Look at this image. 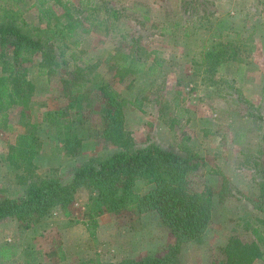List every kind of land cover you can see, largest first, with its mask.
Returning a JSON list of instances; mask_svg holds the SVG:
<instances>
[{"label":"rangeland","instance_id":"rangeland-1","mask_svg":"<svg viewBox=\"0 0 264 264\" xmlns=\"http://www.w3.org/2000/svg\"><path fill=\"white\" fill-rule=\"evenodd\" d=\"M71 1L75 16L85 14L87 1L104 2ZM41 2L0 0L15 3L21 16L34 26L44 25ZM106 2L120 15L81 36L76 55L82 56L83 47V57H92L96 65L86 76L95 72L98 77L76 96L74 108L67 107L70 97L64 95L60 81L66 67L48 77L39 73L36 62L28 64L29 77L35 83L30 108L24 116L18 107L9 109V127H0V198L18 199L23 194L19 171L6 161V155L8 146L25 131L26 120L36 123L41 140V151L34 159L37 174L54 169L65 182L75 163L114 150L101 133L104 119L97 98L98 83L109 81L118 92L124 126L134 143L153 142L190 154L193 186L213 189L212 219L203 241L182 243L177 264H218L229 236L252 240L247 222L264 235V199H258L264 183V0ZM48 3L53 0H46ZM103 14L101 11L99 18ZM218 42L235 48L236 59L208 77L201 54ZM132 48L147 65L156 60L154 71L150 74L145 68L141 75L117 82L112 65L119 52L128 53ZM71 49L63 51L60 45L58 59L69 60ZM48 111L72 120L82 138L75 156L66 155L52 136L54 125L46 121ZM150 187L141 182L135 185L141 193ZM90 194V189L78 188L67 214L55 206L58 212L53 207L30 228L19 227L15 218L0 221V246L9 254L6 259L0 257V264H79L87 260L110 264L164 254L173 243L170 229L154 211L102 214L96 218L91 236L84 223ZM253 201H260L261 208H255Z\"/></svg>","mask_w":264,"mask_h":264},{"label":"trees","instance_id":"trees-1","mask_svg":"<svg viewBox=\"0 0 264 264\" xmlns=\"http://www.w3.org/2000/svg\"><path fill=\"white\" fill-rule=\"evenodd\" d=\"M101 11L104 14L99 18ZM39 12L44 25L34 26L21 16L15 3H0V127H9L6 120L9 109L18 107L24 116V111L30 108L35 91V83L29 77L28 64L31 63L36 62L39 73L48 77L59 74L66 67L60 81L64 95L70 97L67 107L74 108L76 96L85 91L87 83L98 77L95 72L91 77L86 76L96 69V65L92 63V57H83L86 54L83 47L80 49L82 56L76 55L81 36L107 25L108 19H116L120 15L119 10L107 4L106 0L87 1L83 16L74 15L71 0H53L51 4L42 0ZM60 45L63 51L72 47L69 60L58 59L56 49H60ZM119 53L112 65L113 78L117 82L135 78L145 68L150 74L154 71L156 60L147 65L136 48L128 53ZM235 54L236 49L229 43L211 45L201 54L203 72L208 77L213 76L225 62L235 60ZM97 91L104 119L101 133L114 150L92 155L74 165L65 182L54 169L40 175L34 162L41 151L37 125L24 121L25 131L8 146L6 155V161L19 171L18 183L24 190L18 199L0 198V221L15 218L19 227L30 228L55 206L67 214L77 189L84 186L91 192L84 213L87 218L84 223L91 236L98 216L124 210L135 213L154 211L173 235V243L164 254L146 255L140 259L125 258L110 264H177L176 256L182 243L203 241L212 219L213 189L193 186L190 176L194 163L190 154L153 142L136 145L125 129L118 92L109 81L99 82ZM57 114L59 112L48 111L46 115L47 123L54 125L52 136L66 155L75 156L82 145V138L70 118L60 119ZM262 175L264 179V173ZM136 182L151 187L141 193L135 189ZM258 199H264V183ZM253 202L255 208H261L260 201ZM245 226L253 235L252 240L242 241L229 236L222 250L224 257L218 264L264 262V235L248 222ZM0 257H9L7 248L0 246ZM79 264L94 263L87 260Z\"/></svg>","mask_w":264,"mask_h":264},{"label":"crops","instance_id":"crops-1","mask_svg":"<svg viewBox=\"0 0 264 264\" xmlns=\"http://www.w3.org/2000/svg\"><path fill=\"white\" fill-rule=\"evenodd\" d=\"M82 161H83V160H82ZM82 161H81V162H82ZM79 163H80V162H79ZM77 164H78V163H77ZM75 165H76V163H75ZM79 189H80V188H79ZM54 209H55V211L57 210L56 212H58V210H59L58 207H57V208L55 207Z\"/></svg>","mask_w":264,"mask_h":264}]
</instances>
